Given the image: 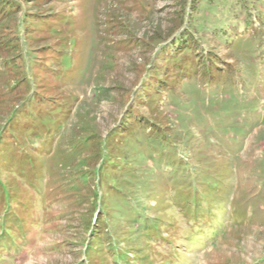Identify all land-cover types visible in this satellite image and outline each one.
<instances>
[{
    "label": "rangeland",
    "instance_id": "374dc122",
    "mask_svg": "<svg viewBox=\"0 0 264 264\" xmlns=\"http://www.w3.org/2000/svg\"><path fill=\"white\" fill-rule=\"evenodd\" d=\"M0 264H264V0H0Z\"/></svg>",
    "mask_w": 264,
    "mask_h": 264
},
{
    "label": "trees",
    "instance_id": "16d2710c",
    "mask_svg": "<svg viewBox=\"0 0 264 264\" xmlns=\"http://www.w3.org/2000/svg\"><path fill=\"white\" fill-rule=\"evenodd\" d=\"M191 47V46H190ZM213 76V75H212ZM215 78V77H214ZM8 149V148H7ZM31 163V162H30ZM33 164H34V162H33ZM183 169H184V166H176V172H178V173H181V172H183ZM171 173V172H170ZM169 174V173H168ZM231 176H232V174H231ZM120 195V194H119ZM201 205H202V202H196L195 203V206H193L192 205V207L191 208H196V209H199V210H201L202 209V207H201ZM210 211V210H209ZM140 213H141V215L144 217L145 215H144V210H143V207L141 206V210H140ZM217 214H215V215H218V214H221L222 213V211L221 210H219L218 212H216ZM208 214H210V213H205V215H208ZM203 216H204V214H203ZM145 222H147V223H151V226H150V230L148 231V230H145V232H143L142 233V237L144 238V240H143V242H144V244H145V246L146 247H148V246H153L154 245V242H152V240L150 239L151 237H152V234L156 231V230H158L159 229V225H158V223H157V220L156 219H152V218H149V217H147V216H145ZM154 226H155V228H154ZM110 239H108L107 241H109ZM106 241V242H107ZM109 243V242H108Z\"/></svg>",
    "mask_w": 264,
    "mask_h": 264
}]
</instances>
